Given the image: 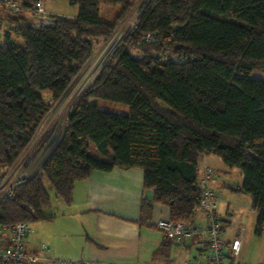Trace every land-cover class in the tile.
Here are the masks:
<instances>
[{
	"label": "trees",
	"instance_id": "16d2710c",
	"mask_svg": "<svg viewBox=\"0 0 264 264\" xmlns=\"http://www.w3.org/2000/svg\"><path fill=\"white\" fill-rule=\"evenodd\" d=\"M19 1V12L2 7L0 15V179L96 47L141 4L137 28L73 103L40 171L0 204L1 224L53 219L45 215L44 180L69 205L77 182L117 168L142 170L154 202L169 208L171 221L191 226L199 158L213 155L242 172L233 191L251 197L255 234H264V0H64L77 17L51 15L39 26L24 15L38 0ZM102 5L121 6L113 24L100 19ZM150 212L143 200L142 222Z\"/></svg>",
	"mask_w": 264,
	"mask_h": 264
},
{
	"label": "crops",
	"instance_id": "0c3cea01",
	"mask_svg": "<svg viewBox=\"0 0 264 264\" xmlns=\"http://www.w3.org/2000/svg\"><path fill=\"white\" fill-rule=\"evenodd\" d=\"M50 12L52 15L70 19H75L78 15L75 10L65 15ZM59 105L61 102L54 109H58ZM62 106L56 113H52L48 119L49 122L45 124V128H50L44 141L48 142L51 134L54 133L59 122L56 118ZM40 146L33 148L25 167L16 164L15 175L29 178L32 176V170L39 171L42 163L38 167L34 165L43 153V148H41L43 146ZM217 159L219 158L213 155H203L199 158V181L205 176L207 168L223 174L228 173ZM222 182L223 188L232 191L241 186ZM143 200L151 204V212L142 222L141 204ZM65 205L66 215L70 218L67 227L73 228L82 239L79 254L69 259L77 264H184L187 259L200 253L204 245L205 237L199 235L187 239L183 244H174L165 240L163 233L157 228V223L162 220H171L170 210L154 202V192L144 187V173L140 169L120 170L116 168L108 173L95 171L87 180L75 184L72 202ZM49 217L55 218L54 216ZM222 220L230 223L231 219L222 217ZM195 224L202 226L205 224V215L199 210ZM228 227V224L224 225V241L229 244L243 232L241 249L237 257L239 262H237L239 264H263V258H254L244 250L246 242L244 230L229 232ZM29 250L36 252L33 247Z\"/></svg>",
	"mask_w": 264,
	"mask_h": 264
},
{
	"label": "rangeland",
	"instance_id": "374dc122",
	"mask_svg": "<svg viewBox=\"0 0 264 264\" xmlns=\"http://www.w3.org/2000/svg\"><path fill=\"white\" fill-rule=\"evenodd\" d=\"M44 4L45 10L49 15L48 17L52 15L50 14V11H54L59 15H65V13H71L74 10L78 12V8L76 6H71L64 0H46L44 1ZM140 4L141 1L132 9L130 14L125 19L118 22L114 34L107 42H105L104 44L102 43L96 47L92 57L90 58L84 69L81 71V73L78 75V77L75 79L69 91L64 96L63 100L61 101V105H59V107L63 105L58 113L59 116L56 118L59 122L57 123L58 125L56 126L54 133L51 134V138L49 139V141L47 142L44 140L45 136L48 134V130L50 127L45 128L44 126L47 121L49 122L48 119L50 118L52 113H56V111L59 109V107L58 109H54L55 106L52 108L51 112L42 123L35 139L19 159L17 164H21L23 165V167H25L28 162V157L32 154L31 152L40 145L43 146H40L41 148H43V153L41 155V158H38L35 161L36 164L33 165L35 167H38L41 163L43 164V161L55 147L59 138L65 130L68 114L73 103L91 86H93L95 80L102 72L104 67L109 63L117 50H119V48L122 47L123 44L127 41L130 33L134 31L133 28L135 27L137 21ZM50 5H52L53 7L51 8ZM1 8L2 7H0V15H2L3 11ZM120 10L121 6L119 5H102L100 8V19L109 24H113L120 13ZM24 15L25 17L30 19L35 26H39L40 23H48L49 21L48 19H41L34 16L33 12L30 11L25 12ZM119 36H122V41H120L119 43L120 47L116 51H113L111 55H108V58H106V60L105 56L107 51L103 56H101L104 47L111 40ZM13 39L18 43L22 42L16 37H14ZM3 42L4 36L0 37V45L3 44ZM132 54L136 57L139 56L136 52H133ZM103 65L105 66L102 67ZM41 95L45 103L50 102L51 94L49 92H43ZM56 119L54 121H56ZM217 160H219V162L222 164V167H224V169L228 171L227 174L214 171V175L212 178L213 181L211 180L212 186L210 183V186L213 187L214 191L217 194V212L219 216L221 215V218L223 217L224 219H231L230 223L223 222L224 225H229L227 229L229 230V232H240L244 230L246 239L244 250L249 252L254 258L264 259V234L262 236H257L255 234L257 214L252 209L251 197L247 194H239L222 187V181H226L228 185H242L243 174L239 169L226 168L220 159ZM31 172L32 176L38 173L33 170ZM44 186L48 191L51 199V205L49 208L45 209V214L48 216H54L55 218L53 220H41L29 223L30 230L26 238V248L27 250H29L30 247H33V249H36V252H39L41 247L44 246L46 248V254L44 255V257L46 259L45 263L47 264H59L60 262L76 263L74 260L69 259L79 254L82 247V239L73 230V228L70 229L69 227H67V222L70 220V218L66 215V205L60 199L56 198L54 192L49 188V184L46 180H44ZM29 252L32 251L29 250ZM237 261L239 262V260Z\"/></svg>",
	"mask_w": 264,
	"mask_h": 264
},
{
	"label": "built area",
	"instance_id": "2783aa9c",
	"mask_svg": "<svg viewBox=\"0 0 264 264\" xmlns=\"http://www.w3.org/2000/svg\"><path fill=\"white\" fill-rule=\"evenodd\" d=\"M0 7L17 13L20 11L21 3L19 0H0ZM33 14L41 19L49 18L45 10L44 0H38L35 3ZM138 19L137 15V21L133 30L137 28ZM2 36L3 27L0 20V37ZM144 39L147 43H152L154 36H145ZM120 41H122V36L111 40L104 47L101 56L107 51L105 59L108 58V55H111L113 51H116L120 47ZM168 58H170V54L166 53L164 59L167 60ZM15 166L9 169L0 179V204L3 200L13 199L15 197V190L27 179L25 176L15 175ZM213 175L214 170L207 168L205 176L199 181L201 197L198 209L205 215V224L203 226L199 224L187 226L171 220H162L157 223V228L163 233L164 237L174 244H183L187 239L197 235L205 237L202 251L195 257L187 259L184 264H239L237 257L241 249L243 232L230 244L224 241V224L216 209L217 194L210 186ZM29 230L28 222H20L11 226L0 223V264L45 263L46 259L44 255L46 254V248L44 246L41 247L39 252L35 253L29 252L26 248V238ZM59 264L76 263L60 262Z\"/></svg>",
	"mask_w": 264,
	"mask_h": 264
}]
</instances>
